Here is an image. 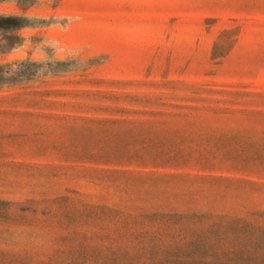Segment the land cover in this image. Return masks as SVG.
<instances>
[{"label": "rangeland", "instance_id": "1", "mask_svg": "<svg viewBox=\"0 0 264 264\" xmlns=\"http://www.w3.org/2000/svg\"><path fill=\"white\" fill-rule=\"evenodd\" d=\"M0 264H264V0H0Z\"/></svg>", "mask_w": 264, "mask_h": 264}, {"label": "clouds", "instance_id": "2", "mask_svg": "<svg viewBox=\"0 0 264 264\" xmlns=\"http://www.w3.org/2000/svg\"><path fill=\"white\" fill-rule=\"evenodd\" d=\"M53 0H39V6L40 7H50ZM27 17L34 21L37 25L39 24V21L41 19L43 20H50L51 26L59 27L61 31H68L70 30V26L74 22H80L83 20V17H73L72 15H46V14H34V15H27ZM67 19V24H63L62 21L64 19ZM22 37L25 38V42L22 46H18L13 51L19 52L24 51L26 49V45L29 44L31 41V36L34 35L33 33H23L20 34ZM40 50H42L44 53H46L43 48L44 46H51L54 49V55H60L61 53L67 51L70 52L72 56H79L80 52L79 49H65L61 44H59L57 41H54L50 38H45L44 41L39 45ZM47 54V53H46ZM26 58V57H24ZM14 69L18 70V66H13Z\"/></svg>", "mask_w": 264, "mask_h": 264}]
</instances>
